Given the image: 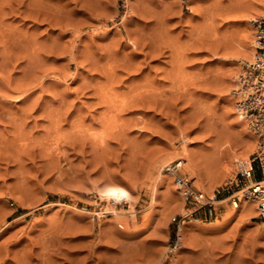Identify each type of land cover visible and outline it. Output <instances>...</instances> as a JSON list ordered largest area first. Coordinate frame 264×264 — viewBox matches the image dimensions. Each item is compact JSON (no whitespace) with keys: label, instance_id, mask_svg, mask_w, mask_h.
<instances>
[{"label":"rangeland","instance_id":"1","mask_svg":"<svg viewBox=\"0 0 264 264\" xmlns=\"http://www.w3.org/2000/svg\"><path fill=\"white\" fill-rule=\"evenodd\" d=\"M237 1L37 0L48 21L0 2L7 44L28 32L11 57L0 43V264H264V215L227 198L256 150L235 107L254 56H241L251 8ZM178 152L223 198L214 211L183 217L161 164Z\"/></svg>","mask_w":264,"mask_h":264},{"label":"built area","instance_id":"2","mask_svg":"<svg viewBox=\"0 0 264 264\" xmlns=\"http://www.w3.org/2000/svg\"><path fill=\"white\" fill-rule=\"evenodd\" d=\"M250 23L255 53L253 58L241 67L234 90L237 94L236 110L242 117L248 119L251 129L257 136V145L252 157L236 161L235 184L238 187L227 198L234 206L241 199H250L255 202L257 214L264 215V13L254 16ZM184 162L185 158L181 157L164 165V170L172 176L175 188L190 208L183 217L200 208L214 211L216 202L223 198H217L215 192L210 195L198 188L192 176L183 169ZM177 218L180 217L176 214L172 216V220ZM174 245L176 246V243Z\"/></svg>","mask_w":264,"mask_h":264},{"label":"bare ground","instance_id":"3","mask_svg":"<svg viewBox=\"0 0 264 264\" xmlns=\"http://www.w3.org/2000/svg\"><path fill=\"white\" fill-rule=\"evenodd\" d=\"M2 0H0V2H1ZM16 1H23V2H21L22 3V5H24L23 7H25V9L27 8V10H26V12H29L28 14L29 15H32V17L31 16H29L28 14H27V17H31V18H34V17H37V14L39 13V12H41V10L42 11H46V12H44V13H46L45 14V16L47 15V14H49L50 13V16H52V18H56L57 17V14L53 11V10H55V9H53L52 10V7L51 8H48L47 7V9L45 10V8H44V10L42 9V8H40V7H38L39 5H37V0H27V2H26V0H15V2ZM25 1V2H24ZM32 1H34L35 3H31ZM39 1V0H38ZM7 3V5L9 6V8H8V10L10 9V12H13V10L15 9L16 10V8H15V5L14 4H12L13 2H12V0H11V2H10V0H3V2L2 3ZM14 2V3H15ZM20 2L19 3H16V5L17 4H20ZM29 2V3H28ZM44 2H46V1H44ZM238 2V1H237ZM24 3H27L26 5H28V7L27 6H25V4ZM43 3V2H42ZM239 3V4H238ZM238 3H234L235 5H238V7L240 8L241 6H245V8H251V10L250 11H248L246 14H247V16H245V19H247V21H248V19L250 20V19H252L254 16H255V14H262V13H264V0H241L240 2H238ZM1 4V3H0ZM40 4V3H39ZM234 4L232 5V7L234 6ZM11 5H14V9L12 10L10 7H12ZM21 5V4H20ZM21 5V6H22ZM48 5V4H47ZM55 5V4H54ZM6 6V5H5ZM8 6H6V7H8ZM33 6V7H32ZM40 6H41V4H40ZM44 6H46L45 5V3L43 4V7ZM56 6V5H55ZM229 6V5H228ZM227 7V6H226ZM13 8V7H12ZM18 8V7H17ZM21 8V7H20ZM230 8V7H229ZM41 9V10H40ZM57 9V8H56ZM64 9H65V7H64ZM7 10V9H6ZM7 10V11H8ZM12 10V11H11ZM18 10V9H17ZM20 10V9H19ZM18 10V11H19ZM23 10H24V8H23ZM57 10H59V8L57 9ZM60 10H61V8H60ZM247 10V9H246ZM6 11V12H7ZM25 11V10H24ZM65 11H67V9L65 10ZM5 12V13H6ZM9 12V11H8ZM7 12V13H8ZM15 12V11H14ZM13 12V13H14ZM25 12V13H26ZM69 12V11H68ZM0 13L2 14V13H4V6L3 5H0ZM16 13V12H15ZM43 13V12H42ZM42 13H41V15H42ZM43 13V14H44ZM67 13V12H66ZM226 13V12H225ZM0 14V15H1ZM8 14H10V13H8ZM8 14H6V15H8ZM55 14H56V17H55ZM69 14V13H68ZM239 14V13H238ZM3 15V14H2ZM70 15V14H69ZM241 15H243V14H241ZM245 15V14H244ZM4 16H5V14H4ZM4 16H1V19H2V17H4ZM38 16L40 17V14H38ZM49 15H47L46 16V19L48 18L49 20H51L50 18V16L48 17ZM38 17V18H39ZM41 17H43V15L41 16ZM65 17H67V16H65ZM44 18V17H43ZM69 18V17H68ZM68 18H66V22H68ZM0 19V20H1ZM4 19V18H3ZM34 19H36V18H34ZM48 19H47V21H48ZM242 19H244V18H242ZM43 20V19H42ZM59 21H62L61 19L59 20ZM4 22V21H3ZM3 22H1L0 21V23L2 24ZM55 22V20L53 19V24H55L54 23ZM57 22V21H56ZM70 23V22H69ZM68 23V24H69ZM248 23V22H247ZM250 23V22H249ZM246 24L245 26H244V28L242 29V31L243 32H241L242 34L240 35L241 37H240V40H239V46L242 48V55L241 56H243L244 57V55H245V57L246 58H248V57H250V55H254V53H255V47H254V43H253V36L251 37V35H252V28L250 27V24ZM0 24V25H1ZM58 24V23H57ZM64 24V23H63ZM4 25V24H3ZM2 26V25H1ZM2 28V29H1ZM11 29V28H10ZM15 29H17V28H15ZM0 30H4L3 29V27H0ZM12 30V32L14 31V28H12L11 29ZM18 30V31H17ZM17 30H15L14 32L16 33V31H17V33L18 32H21V34L19 33V34H17L16 33V35H14L12 38L14 39L13 40V42H12V44H7V41L9 40H7V37L2 33V35L0 36V43L2 42L3 44V48L1 47V49H2V51L4 52L3 54H5V56H8V57H11V55L12 54H17L20 50L22 51V49L23 48H25L26 47V42H25V40H27V39H24V37H25V35H26V33L28 34V32H22V31H20L19 29H17ZM3 32V31H2ZM4 32H6V30H4ZM7 32H9V31H7ZM10 33V32H9ZM25 34L24 36L22 35V34ZM6 34V33H5ZM12 34H14V33H12ZM11 35V34H10ZM32 35V34H31ZM30 34H29V36H31ZM26 37H28L27 35H26ZM9 38V37H8ZM30 38V37H29ZM32 38H34V37H32L31 36V40H32ZM36 39V38H35ZM30 39H29V41H31ZM35 41V40H34ZM47 42V41H46ZM49 42L50 41H48V44H49ZM56 42V41H55ZM11 43V42H10ZM36 43H37V41H36ZM52 42H50V44H51ZM54 43V42H53ZM32 44H33V40H32ZM41 44H43V43H40V45ZM31 45V44H30ZM33 45H35V44H33ZM32 45V47H31V49L34 47ZM44 45V44H43ZM37 48H39L40 46L37 44V45H35ZM27 47H29V46H27ZM36 47H34L35 49H36ZM51 47V46H50ZM53 47H57V46H53ZM47 48V47H46ZM34 49V50H35ZM48 49V48H47ZM51 49V48H50ZM33 50V49H32ZM54 50V49H53ZM56 50V49H55ZM241 52V51H240ZM6 54H8V55H6ZM155 54V53H154ZM28 55H31V56H33L34 57V55L33 54H27V56ZM38 54H36V56H37ZM29 57L30 59L31 58H33V57ZM4 57V56H3ZM5 58V57H4ZM28 58V57H27ZM251 58V57H250ZM6 59H7V57H6ZM5 59V60H6ZM249 61V60H248ZM234 74V73H233ZM235 80V79H234ZM233 89V88H232ZM151 92H149L150 94L149 95H153L154 94V92L152 93V91H156V90H150ZM157 93V92H156ZM148 94V93H147ZM159 94L161 95L162 93H160L159 92ZM105 95H106V97H107V93H103L102 94V97H104L105 99H106V97H105ZM146 95V94H145ZM144 95V96H145ZM151 95V96H152ZM155 95V94H154ZM147 96V95H146ZM101 97V98H102ZM134 97V96H133ZM136 97V96H135ZM156 97V95L155 96H153L152 98H155ZM176 98L175 99H177V96H175ZM157 98V97H156ZM160 98V97H159ZM103 99V98H102ZM141 99H143V98H140L139 100L141 101ZM147 99V98H146ZM161 99V98H160ZM104 100V99H103ZM102 100V101H103ZM133 100H134V98H133ZM136 100H137V97H136ZM145 100V98L142 100V101H144ZM158 100V99H157ZM165 100V99H164ZM168 100H169V104L168 105H170V99L168 98ZM168 100H167V102H168ZM106 101V100H105ZM139 101V102H140ZM146 101H148V102H151V99L150 100H146ZM146 101H144V102H146ZM154 101V100H153ZM166 101V100H165ZM165 101H163L164 103H165ZM129 102H131L130 100H129ZM136 102V101H135ZM139 102H138V104H139ZM144 102H143V104H144ZM156 104H157V101L155 100L154 101ZM171 102H174V99H173V101H172V99H171ZM137 103V102H136ZM136 103H134L133 102V104L131 103V105H134V104H136ZM147 103V102H146ZM155 103H154V106H155ZM125 104V103H124ZM162 104V103H161ZM160 104V105H161ZM167 104V103H166ZM165 104V105H166ZM130 105V104H129ZM168 105H166V107L168 106ZM125 106V105H124ZM127 106V105H126ZM159 106V105H158ZM172 106V105H171ZM170 107V106H169ZM168 107V108H169ZM174 107V106H173ZM167 108V109H168ZM172 110V108H169V111H171ZM192 116V115H191ZM192 119V118H191ZM241 120V119H240ZM240 122V121H239ZM249 124V123H248ZM248 124H246L247 125V131H248V133H249V140H250V137H251V140L250 141H252V143H254L255 145H257V136L255 135V133H254V131L251 129V127H250V125H248ZM248 127H249V129H248ZM246 129V128H245ZM253 131V132H252ZM248 138V137H247ZM249 141V142H250ZM246 142V141H245ZM249 144V143H248ZM54 146V145H53ZM173 155V154H172ZM189 155V154H188ZM170 156V155H169ZM181 157H186L187 158V154L186 155H184V154H181V153H176L175 155H173V156H170V157H163V158H161V164H164V162L165 161H167L168 160V162L169 161H172V160H174V159H177V158H181ZM189 159V158H188ZM183 165H188L189 167H190V169L192 170V175H196V172L192 169V166L189 164V162H184L183 163ZM162 168V167H161ZM160 168V169H161ZM162 169H164V168H162ZM107 195L109 196V197H111V199H115V201H116V199H123V200H128L129 199V194H128V192L126 191V190H124V189H121V188H111V189H109V191L107 192ZM242 202V203H241ZM131 203V202H130ZM242 204V208H244L247 212L248 211H253L254 209H255V207H256V205H255V202L254 201H252V200H250V199H247V198H245V199H241V201L236 205V207L237 206H239V204ZM234 206V205H233ZM241 207V206H240ZM257 211V210H256ZM249 213V212H248ZM194 219H197V220H199V218H194ZM181 227V226H180ZM179 227V228H180ZM182 228V227H181ZM181 230H183V229H181ZM184 234V233H183ZM182 234V235H183ZM183 237V236H182ZM184 238V237H183ZM182 239V238H181ZM179 240H180V235H179V229H178V239H177V242H176V246H177V243L179 242Z\"/></svg>","mask_w":264,"mask_h":264}]
</instances>
